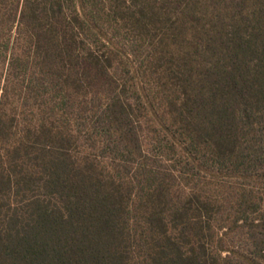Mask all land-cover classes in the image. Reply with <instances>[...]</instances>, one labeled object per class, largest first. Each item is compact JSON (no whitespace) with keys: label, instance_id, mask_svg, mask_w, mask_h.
Instances as JSON below:
<instances>
[{"label":"trees","instance_id":"16d2710c","mask_svg":"<svg viewBox=\"0 0 264 264\" xmlns=\"http://www.w3.org/2000/svg\"><path fill=\"white\" fill-rule=\"evenodd\" d=\"M0 264H264V0H0Z\"/></svg>","mask_w":264,"mask_h":264}]
</instances>
